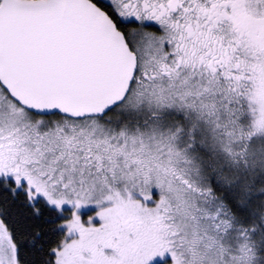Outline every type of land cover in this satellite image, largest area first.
I'll list each match as a JSON object with an SVG mask.
<instances>
[{
  "label": "snow or ice",
  "instance_id": "obj_1",
  "mask_svg": "<svg viewBox=\"0 0 264 264\" xmlns=\"http://www.w3.org/2000/svg\"><path fill=\"white\" fill-rule=\"evenodd\" d=\"M22 245L264 264V0H0V264Z\"/></svg>",
  "mask_w": 264,
  "mask_h": 264
},
{
  "label": "trees",
  "instance_id": "obj_2",
  "mask_svg": "<svg viewBox=\"0 0 264 264\" xmlns=\"http://www.w3.org/2000/svg\"><path fill=\"white\" fill-rule=\"evenodd\" d=\"M10 210L12 211L13 218H18L17 217L18 211L23 212V213H27L28 211L27 209H19L18 205H12ZM18 239L22 241L23 237H18ZM59 239H60L59 236H50L49 242L46 245V248L55 246L56 241ZM20 256H21L22 264H40L42 254L38 253L30 245H27V246L22 245L20 249Z\"/></svg>",
  "mask_w": 264,
  "mask_h": 264
}]
</instances>
